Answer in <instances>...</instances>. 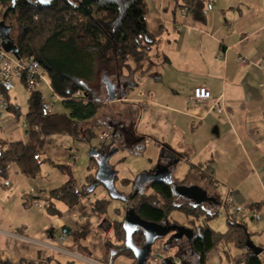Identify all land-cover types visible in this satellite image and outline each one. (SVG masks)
<instances>
[{"label": "crops", "instance_id": "crops-1", "mask_svg": "<svg viewBox=\"0 0 264 264\" xmlns=\"http://www.w3.org/2000/svg\"><path fill=\"white\" fill-rule=\"evenodd\" d=\"M202 1L205 20L199 22L191 13L181 12L174 0H145V22L156 42L141 61H126L129 70L134 71L131 79L137 90L127 91L122 87L124 98L113 101L139 108L143 116L139 112L136 117L137 110H132L128 119L118 113L109 117L114 119L112 124L119 133L123 134L121 129L128 126L132 135L140 138L149 161L157 157L153 170L160 163L172 160L162 159L161 146L164 145L169 152L179 155L170 169L171 179L176 184L201 188L210 195L209 205L214 208L222 205L218 193L226 192L227 198H232L231 213L242 214L240 220L246 225L248 238L263 248V252L264 0ZM239 57L245 62L238 61ZM127 73L124 69L123 74ZM137 75L140 80L135 79ZM198 85L206 87L213 98H220V111L211 106V101L195 103L191 100L192 90ZM140 89L146 91L144 100H140ZM24 121L23 118L19 125L13 112L8 110L0 126V143L24 140ZM98 133L95 134L97 139ZM142 136L146 137L144 141ZM70 138L75 139L70 135L53 134L45 140L43 156L49 161L44 163L65 175L58 181L36 180L41 172L36 177H28L21 174L15 164L8 169L7 181L0 178V262L16 263L24 259L50 264L59 257L64 263L72 264L73 260L82 262L81 256L98 262L104 258L100 214L91 206L94 200L107 198L104 193L94 199L90 195L72 208L55 201L60 216L49 215L46 210L42 212L41 206L36 207L28 194L33 188L39 200L45 203L43 196L68 179V173L60 170L59 165L68 166L73 176L76 157ZM89 166L88 160L86 176L91 172ZM201 179L206 180L204 187L197 182ZM144 189L151 190L150 187ZM200 204L205 207L204 203ZM251 204H259L257 219L253 216L256 212L250 211ZM245 214L251 219L250 227L243 217ZM175 221L191 226V220ZM82 230L86 231L85 236L75 240L73 234ZM62 233L64 239L60 237ZM225 250L229 255L223 254ZM242 252L232 245H219L209 252L206 264H238L231 258ZM114 264L125 263L115 261Z\"/></svg>", "mask_w": 264, "mask_h": 264}, {"label": "trees", "instance_id": "trees-1", "mask_svg": "<svg viewBox=\"0 0 264 264\" xmlns=\"http://www.w3.org/2000/svg\"><path fill=\"white\" fill-rule=\"evenodd\" d=\"M11 1L0 0V19L11 26L10 37L18 56L29 57L40 63L47 72L52 93L62 98L61 103L67 112H53L43 116L40 112L41 91H29L27 111L24 115L25 139L0 143V178L5 181L11 164H15L18 171L28 177H36L40 174L42 163L49 161L43 155L45 140L50 135L65 134L75 139L88 140L93 128L100 127L99 115L108 103L106 94L104 98H100L99 90H95L92 83L100 74V81L107 76L115 85L119 83L121 89L129 88L133 85L130 72L134 71L129 70L126 61L131 60L135 63L141 61L156 42L155 36L148 30L145 22V0H15L13 4ZM174 1L180 9L191 13L196 21L205 20L202 0ZM6 8L9 9L6 11ZM123 69L128 70L126 75L123 74ZM113 77L115 80L112 79ZM76 91L82 93L86 102L69 98ZM121 93L120 100L125 96L124 92ZM4 97L9 104L8 110L17 117L19 107L10 102L9 92L4 93ZM105 118L111 129L114 128L111 121L114 119L109 115ZM113 134L118 135V131L114 129ZM142 139L144 141L146 137L142 136ZM105 149L104 146L98 150L105 151ZM168 150L166 146H161L162 158L168 154ZM173 153L169 152V154ZM173 157L170 169L175 164L174 161L179 159V155L175 154ZM88 160L91 172L86 176V184L80 187L77 186L68 166H57L68 173V179L63 185L51 189L46 196H43L44 207L49 215H61V211L54 205L55 201H62L72 208L92 195L95 188L101 185L97 184L92 190H88L95 179L98 158L89 156ZM108 166L113 179L116 180V171L111 165ZM136 180L132 181V184ZM121 182L123 185H130L131 180L122 179ZM150 189L149 192L141 189L135 194L134 189H131L129 193H124L128 199L123 203L134 205L135 213L146 221L160 224L170 218L173 210L182 212L192 219L202 218L204 221L217 215V213H209L203 204H195L188 200L177 203L176 200L181 198L174 195L171 184L153 183ZM116 190L121 192L117 188ZM37 198L36 196L35 199ZM111 200L110 197L94 200L91 202L92 210L104 214ZM258 205L251 204L250 211L257 212ZM227 215L225 231L208 228L207 223L195 225L191 220L196 232L193 250L198 255V259L195 264H206L209 252L216 250L219 245H232L243 251L232 256L231 259L235 262L263 264L260 254L255 255L245 248L249 234L245 223L242 220H235L234 213ZM113 223L114 237L112 241L104 238L105 250L110 251L112 258L124 255L133 259V253L128 251L125 243L126 237L123 239V234L126 233L124 223H119L118 220H114ZM85 234L86 231L82 230L74 233L73 236L78 240ZM131 238L132 241L134 239L133 242L137 247L142 245V234L135 237L132 233ZM122 240L124 243L121 242ZM159 246L165 247L168 251L173 250L163 244ZM173 252L178 253L176 250ZM223 254L229 255L227 250L223 251ZM0 264L46 263L23 259L16 263L1 261Z\"/></svg>", "mask_w": 264, "mask_h": 264}, {"label": "rangeland", "instance_id": "rangeland-1", "mask_svg": "<svg viewBox=\"0 0 264 264\" xmlns=\"http://www.w3.org/2000/svg\"><path fill=\"white\" fill-rule=\"evenodd\" d=\"M0 10H1V5H0ZM132 73L133 72H130L131 78H132ZM100 78L101 77L99 74L98 79H96L92 83V86L95 87V90L97 89L99 90L98 91L99 97L104 98V95L106 94L105 87H104L103 82L100 81ZM112 79H114V77ZM131 89L137 90V85L136 86L131 85L126 90L129 91ZM40 91L44 99H46L47 101H54V105H53L54 112H65V108L63 104L61 103V101L55 99V97L52 95L51 91L47 87H42ZM28 94H29V90L26 89L25 86L21 84L17 85L15 89L9 91L10 102L17 105V107H19V115L16 117L19 125H21L24 115L27 111ZM132 110H135V111L137 110L136 115L137 113L140 112L139 113L140 116H143V110L139 108L134 109L123 103L108 102L103 107L99 115L100 116V127L93 128L92 135L89 137L88 140H79V139L73 140L70 138L73 153L76 157L73 162V176H74V179L77 185L83 186L84 184H86L85 183L86 182L85 176L87 173L86 166L88 164V157H89L88 152L91 148L101 149L102 147L105 146V148L108 149L109 152L113 149H117V151L111 155L108 163L109 165L113 166V168L116 170L117 175H118V178L115 183L116 188L125 194L129 193L130 190L132 189V181L138 179V176H140L141 173H143L144 171L153 169L157 165L158 160L156 156L152 157L153 162L149 161L147 157L148 151L143 148L142 142L140 143L138 142L134 144L129 143L128 145H122L121 142H123L124 136L121 135L120 133H118V135L115 136L113 134V130L115 129V127L111 129V127L108 125V122L105 118L112 113H119L122 117H124L125 119H128L130 117L129 113H131ZM136 117H138V115ZM103 130H106L110 133V138L104 139V140L97 139L95 137V134ZM115 143H117L116 147L111 148L110 145L115 144ZM63 175L64 174L61 173L55 167L42 163L41 175L36 180H41L42 182L45 181L46 183H53V182L58 181V178L60 179V176H63ZM122 178H129L131 180L130 185L129 186L123 185V183L121 182ZM197 182L199 183L201 187H204L206 180L201 179ZM102 193H104L107 198L109 197L107 190L101 184L95 188L94 194L91 195V198L94 199L97 196H99V194H102ZM218 197L222 203L220 207L214 208V207H211L210 205H205L209 213L211 214L217 213L216 216H214L208 221H204L202 218H199L197 220L192 219V217H189V216L187 217L182 212H179L176 210H173L171 212L170 218L172 217V219H175L179 221L180 223L185 222V220H188V221L193 220L195 225H198L199 223H207L208 228H211L216 231H225L227 229V222H226L228 218L227 214L231 213L232 207L226 204V200H227L226 192L220 191L218 193ZM36 200L39 202L41 206L40 210L42 212L45 211L44 202L41 201V199L39 200V198L33 199V201H36ZM123 215H124L123 201L118 200V199H112L111 202L108 204L107 209L105 210V213L100 214V223L103 219H106L108 221L120 220L123 218ZM241 215L237 214L234 219L240 221V217H242ZM243 217L245 221L247 222V226L250 227V225H248V223L251 222L249 215L245 214L243 215ZM100 235L111 236L112 233L109 230H106V231L100 230ZM260 257L264 264V251L261 253ZM64 261H65L64 259L58 257L57 259L53 260L50 264H65L66 262L64 263ZM73 261H72L73 264H85L82 262L76 263L75 260ZM116 261H119L125 264L129 262L127 259L122 258V257L117 258ZM238 264H241V263L239 262Z\"/></svg>", "mask_w": 264, "mask_h": 264}, {"label": "water", "instance_id": "water-1", "mask_svg": "<svg viewBox=\"0 0 264 264\" xmlns=\"http://www.w3.org/2000/svg\"><path fill=\"white\" fill-rule=\"evenodd\" d=\"M15 0H12L13 4ZM9 8H6V11ZM11 26L5 24L3 19H0V39L1 44L7 52L12 53L15 57L18 56L17 49L13 43L12 38L10 37ZM102 82L105 87V93L107 96L108 102H113L121 98V91L119 83L116 85L112 83L107 76H104ZM117 149H113L105 155V152L98 150L96 148H91L88 152L89 156L98 158V168L95 175V179L92 184L89 186L88 190H92L97 184H102L108 192V195L111 199H118L121 201H127L128 197L119 191L116 190L113 184V176L110 173V168L107 165V160L109 157L116 152ZM158 167V166H157ZM160 177L149 176L151 180L155 182H165L166 184H171V170L167 166H164L161 169ZM142 174L140 175V177ZM172 190L174 195L179 196L185 199H192L195 204H200L203 197L206 195V192L201 188L194 185H172ZM125 225L130 226L131 228H140L143 230V243L141 246L137 247L131 238V230L125 227L126 238L125 243L128 245L133 252L135 262L133 264H145L150 251L151 246L158 239H162L169 231L174 230L177 233L181 234L183 232L189 231L185 226L177 224H169L167 220L163 224H158L154 222H149L142 219L138 214L135 213L133 208L127 206L126 216H125ZM124 225V226H125ZM66 233H69V229H64ZM178 234V235H179ZM180 236V235H179ZM245 248L250 250L253 254L259 255L262 252V249L259 246H256L251 242L249 238L245 241ZM159 257V255L157 254Z\"/></svg>", "mask_w": 264, "mask_h": 264}, {"label": "built area", "instance_id": "built-area-1", "mask_svg": "<svg viewBox=\"0 0 264 264\" xmlns=\"http://www.w3.org/2000/svg\"><path fill=\"white\" fill-rule=\"evenodd\" d=\"M181 12H185L184 9H181ZM238 61L241 63L245 62L244 58H238ZM136 80H140V76L137 75L135 77ZM24 85L26 89L29 91L39 90L42 87H47L51 93V85L47 75V72L42 68L40 63L32 58H21L15 57L12 53L7 52L1 44L0 39V126L2 124V118L8 112L9 104L4 97V93L9 92L17 85ZM140 96V100H144L146 96V91L144 89H140L138 92ZM55 99L62 101V98L54 95ZM70 99L86 102V99L82 97V93L80 91H76ZM191 100L195 103L197 102H208L211 101V106L220 111L221 103L220 98H213L210 91L201 85L195 86L192 90ZM54 101H47L46 99L41 98L40 102V112L43 116H47L53 112ZM25 126V124H23ZM98 139L104 140L110 137V133L106 130L100 131L97 134ZM29 196L34 202L36 207H39L40 204L38 201H33L37 192L31 188L28 191ZM232 203V198L228 197L226 200V204L230 205ZM254 218H258V213L253 214ZM61 239L65 238V234H61ZM159 249V246L156 245V250ZM80 259L85 264H102L89 256H81Z\"/></svg>", "mask_w": 264, "mask_h": 264}, {"label": "flooded vegetation", "instance_id": "flooded-vegetation-1", "mask_svg": "<svg viewBox=\"0 0 264 264\" xmlns=\"http://www.w3.org/2000/svg\"><path fill=\"white\" fill-rule=\"evenodd\" d=\"M121 130H123V134L122 133H120V134L125 136V140H123L122 145H128L129 143H132L133 141H135V143L139 142L138 139H140V138L134 137L128 126H125ZM103 152H104V150H103ZM108 152H109L108 149H105V155ZM174 155L168 153V154L164 155L162 159L164 161H165L166 157H168V158L171 157V159H173ZM168 161H169V163L168 162L160 163L158 165V167L155 168L154 170L152 169L150 171L141 173L142 176L141 177L138 176V179L136 180V182L132 184V189H134L133 193L135 194L136 192L140 191L141 189L149 188L150 185H152L153 183H158V182H155L154 180H151L150 177L152 175L156 176V177H160V175H162L161 169H163L164 166L168 165V168L170 169L171 161L170 160H168ZM174 184H176V182H174L172 180L171 185H174ZM176 185H182V184H176ZM120 193H122V192H120ZM122 194H124V193H122ZM179 198H181V197H179ZM210 198H211L210 195L206 194L203 197L201 203H204L205 205H209ZM181 199H185V198H181ZM181 199H179V200L183 201ZM189 200L192 201V199H189ZM193 201H195V200H193ZM127 206H128V209L129 208L134 209V205H132L131 203H128V202H124L123 203L124 215H123L122 219L118 220L119 223L125 222ZM166 220L168 221L169 224L180 225L178 222H176L175 220H172L170 218H167ZM163 223H164V221L160 224H163ZM118 225H120V227H122L121 224H118ZM124 225H125V223H124ZM190 225L191 226H189V227L185 226L187 229H189V231L183 232L181 234L177 233V235H176V232L174 230H171L162 239L156 240V242L151 246V251H150V254H149L145 264H195V261L198 259V255L193 250V241H194V237H195L196 232L194 229V225L192 223ZM125 227L127 229L131 230V233H133V235H135V237H137L138 234H142V240H143V230L142 229L131 228L130 226H127V225H125L124 228ZM100 230L101 231H106V230L111 231V233H112L111 236H108V235H102V236H104V238H106L108 240L113 239V237H114V223L112 220L108 221L106 219H103L100 223ZM124 237H126V233H125V235L123 234V239H124ZM133 241H134V239H133ZM160 241H161V243H160ZM121 242L124 243V240H122ZM115 243H116V241L114 242V244ZM159 244H163L164 246H166L170 249L176 250V251H178V253H174L173 250L168 251L167 249H165V247L161 248L159 246ZM156 245L159 246L158 250H156ZM128 251L132 252V250L130 248H128ZM104 253H105L104 258L102 260H100V263H102V264H107V263L114 264L116 259L119 257L127 259L130 262V264H133L135 262L134 257H133V259H131V258H128L124 255H119V256L117 255V256H114V258H112L113 256L111 255L110 251L105 250ZM157 254L159 255V257L157 256Z\"/></svg>", "mask_w": 264, "mask_h": 264}]
</instances>
